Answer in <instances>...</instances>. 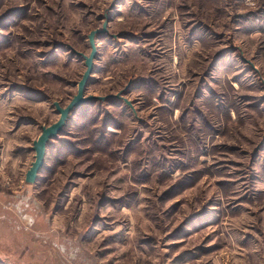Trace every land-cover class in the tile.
Wrapping results in <instances>:
<instances>
[{
    "label": "rangeland",
    "instance_id": "1",
    "mask_svg": "<svg viewBox=\"0 0 264 264\" xmlns=\"http://www.w3.org/2000/svg\"><path fill=\"white\" fill-rule=\"evenodd\" d=\"M0 195V264H264V0H0Z\"/></svg>",
    "mask_w": 264,
    "mask_h": 264
},
{
    "label": "water",
    "instance_id": "2",
    "mask_svg": "<svg viewBox=\"0 0 264 264\" xmlns=\"http://www.w3.org/2000/svg\"><path fill=\"white\" fill-rule=\"evenodd\" d=\"M107 24H108L107 22L104 24L102 30H95L91 32V34L89 35L91 53L89 56L83 55L87 69L81 81L78 84L77 95L73 97L72 101L69 103V105L66 108H62L58 103L55 104L56 109L60 115L59 120L55 124L49 127H44L42 129V134L40 135L38 140L35 141L33 144V150L35 152V161L32 163L31 168L26 173V182L28 184H34L36 182V179L38 178V174L40 173V171L44 166L47 145L52 139H55L58 136V134L62 131V129L64 128L70 117V113L75 108L94 100L106 101L111 98L121 99V94L117 96H106V97H95V96L85 97L88 82L94 71V60L96 59L98 54L97 46L95 43L96 38L97 36L107 33L108 31ZM125 101L127 104L131 106L129 101L127 100Z\"/></svg>",
    "mask_w": 264,
    "mask_h": 264
},
{
    "label": "crops",
    "instance_id": "3",
    "mask_svg": "<svg viewBox=\"0 0 264 264\" xmlns=\"http://www.w3.org/2000/svg\"><path fill=\"white\" fill-rule=\"evenodd\" d=\"M22 196H17L15 198V200L13 201L14 203H12L9 200H7L5 197H2V195H0V221H5V220H9L12 219L14 222H16L15 224L20 223L21 224V228L25 229V232H29V234L36 236V238H41V233L38 232L36 234H34V232L38 231L37 229V225H38V220H37V215H35L34 213H29L28 210L30 205H31V200L30 199H21ZM33 211V210H32ZM7 227V226H5ZM33 236V237H34ZM33 239V238H32ZM32 241H30L31 243ZM29 243V245H30ZM55 249L57 251H61L62 254H66L67 253V248L65 247H59V246H55ZM69 254L71 253V257L74 255H72L73 250L70 249L68 250ZM78 252V251H77ZM73 258V257H72ZM29 261H25V264H28ZM23 264V262L21 263ZM42 264H57V261H53V260H49L46 261Z\"/></svg>",
    "mask_w": 264,
    "mask_h": 264
}]
</instances>
